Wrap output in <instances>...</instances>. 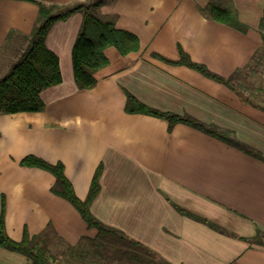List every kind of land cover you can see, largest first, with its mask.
<instances>
[{"label":"crops","instance_id":"1","mask_svg":"<svg viewBox=\"0 0 264 264\" xmlns=\"http://www.w3.org/2000/svg\"><path fill=\"white\" fill-rule=\"evenodd\" d=\"M212 3L233 11L246 31L200 11ZM37 15L32 2L0 0V71L8 72L27 48ZM98 15L135 34L140 49L123 56L107 48L109 63L94 74L95 86L78 89L71 50L82 14L75 13L56 22L46 36V47L58 56L62 82L40 93L44 109L0 114V214L4 201L7 235L19 241L24 230L32 237L49 228L48 248L59 263L58 248L64 245L73 262V246L96 236L68 201L51 192V173L20 165L32 155L61 163L81 200L101 166L90 212L148 248L151 262L264 264V110L257 108H264L258 101L264 95V75L258 71L264 62L259 28L264 0H105ZM180 49L224 78L245 68L235 82L253 104L186 66L155 57L176 61ZM127 94L149 108L229 130L263 160L192 126L170 127L162 118L127 113ZM0 264L30 261L0 247Z\"/></svg>","mask_w":264,"mask_h":264},{"label":"trees","instance_id":"2","mask_svg":"<svg viewBox=\"0 0 264 264\" xmlns=\"http://www.w3.org/2000/svg\"><path fill=\"white\" fill-rule=\"evenodd\" d=\"M26 1L38 6V15L29 36L27 48L8 72L0 77V114L34 113L44 109L40 93L62 82L58 56L46 47V36L56 22L65 21L75 13L82 14V23L71 50L73 77L78 89H89L95 86L96 78L94 74L109 63L105 55L107 48L114 47L123 56L137 52L140 49V41L135 34L117 28L114 19H103L98 15V10L104 5L105 0H87L84 3L68 5L45 3L41 0ZM200 11L207 13L209 18L218 23L228 25L241 32L246 31V26L239 22L237 15L227 8L212 3L207 8L200 9ZM259 28L264 30V16L261 18ZM262 39L264 47V36H262ZM155 57L174 65L186 66L204 77L226 86L236 93L242 102L253 104L252 97L245 95L242 92L244 88L235 82L239 73L245 68L236 71L228 78H224L210 71L206 66L192 62L189 56L181 49L179 50V59L176 61H168L159 56ZM257 108L264 110L262 107ZM125 111L130 114H143L165 119L170 127L178 123L192 126L231 147L244 151L255 158L262 159L260 152L236 140L229 130L205 125L187 115L180 116L149 108L130 94L126 95ZM20 165L37 167L51 173L55 178V182L50 189L51 192L65 199L75 208L88 228L96 231L94 239L116 238L127 242L132 248H140L148 255L152 254L148 248L134 240L128 239L122 232L101 223L90 212V205L100 190L98 181L102 171L101 166L97 168L92 178L86 199L81 200L75 195L70 181L64 174V168L61 163L50 164L30 155L24 157L20 161ZM176 209L182 215H186L227 234L225 230L204 219L194 216L181 208ZM46 232L49 233L50 229L47 228L41 234L30 237L27 231L24 230L21 240L15 241L11 239L5 229L3 201L0 214V247L24 255L30 261V264H61L57 260V255L51 253L48 248V240L45 238ZM62 255L64 256V254Z\"/></svg>","mask_w":264,"mask_h":264},{"label":"rangeland","instance_id":"3","mask_svg":"<svg viewBox=\"0 0 264 264\" xmlns=\"http://www.w3.org/2000/svg\"><path fill=\"white\" fill-rule=\"evenodd\" d=\"M259 73L264 75V62L258 68ZM7 70L0 71V77L3 76ZM250 87H257L255 84L249 83ZM247 85V86H248ZM260 98L258 101H264V95H259ZM45 238L48 240V237L52 236L49 233H45ZM81 241V240H80ZM80 242L73 247L75 249L74 258L76 260L71 261L70 251L61 246L58 248V251L64 254L63 262L61 264H157L151 262V256L143 250L132 248L127 242L118 240L112 237H105L100 239L89 238L85 239L84 242ZM54 249L52 252H54ZM55 251V252H58ZM137 251V252H136ZM125 252V253H123ZM137 253V255H136ZM123 254V255H122ZM159 264V263H158Z\"/></svg>","mask_w":264,"mask_h":264}]
</instances>
